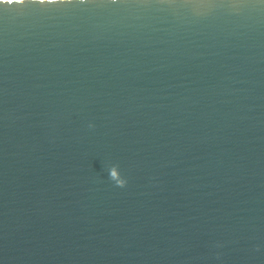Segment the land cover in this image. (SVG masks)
<instances>
[{
  "label": "water",
  "instance_id": "obj_1",
  "mask_svg": "<svg viewBox=\"0 0 264 264\" xmlns=\"http://www.w3.org/2000/svg\"><path fill=\"white\" fill-rule=\"evenodd\" d=\"M0 264H264V0H0Z\"/></svg>",
  "mask_w": 264,
  "mask_h": 264
},
{
  "label": "clouds",
  "instance_id": "obj_2",
  "mask_svg": "<svg viewBox=\"0 0 264 264\" xmlns=\"http://www.w3.org/2000/svg\"><path fill=\"white\" fill-rule=\"evenodd\" d=\"M18 2H22V0H18ZM41 2H43V0H41ZM89 126L91 127L92 125ZM109 179L118 187H124L127 184V179L122 176L115 165L109 169Z\"/></svg>",
  "mask_w": 264,
  "mask_h": 264
}]
</instances>
